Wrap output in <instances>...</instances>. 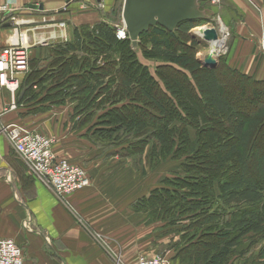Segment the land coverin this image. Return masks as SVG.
Here are the masks:
<instances>
[{
    "label": "trees",
    "instance_id": "16d2710c",
    "mask_svg": "<svg viewBox=\"0 0 264 264\" xmlns=\"http://www.w3.org/2000/svg\"><path fill=\"white\" fill-rule=\"evenodd\" d=\"M113 15L114 9L109 20ZM197 22L181 23L173 32L159 26L150 28L139 37L135 49L128 38L118 41L116 29L105 22L92 30H76L73 43L51 51L57 58L49 67L39 69L28 58V71L21 81V89L26 90L20 103L42 95L40 91L31 92L33 87L42 89L41 84L53 83L45 97L71 100L74 110L84 114L82 120L89 121L90 138L106 144L105 149L122 145L117 152L120 154L128 149L129 142L138 150H145L150 144V151L144 155L145 167L155 169L166 160L179 162L183 175L167 177L161 188L138 199L135 208L160 216L158 219L167 228L181 227L178 242L172 246L178 256L189 259V264H228L233 262L234 251L242 245L243 238L259 234L264 227V151L258 145V133L264 126V104L254 105L247 119L236 111L222 90L224 82L216 72L218 68L201 67L197 60L173 49L169 38L188 35ZM200 29L203 27L192 32ZM145 39L147 45L143 46ZM139 50L147 59H153L152 54H147L153 51L163 60L157 66L158 78L138 60ZM100 58L103 65L97 66ZM173 65L188 70L191 78ZM226 69L233 78L264 88V81ZM164 70L183 77H170L162 73ZM170 91L178 93L179 100L193 109L192 114L179 118L180 104ZM205 121L217 127L220 122L226 123L229 131L220 139L215 135L210 138L217 132ZM174 122H179V126ZM203 122L207 127L201 125ZM231 158L234 162L229 164ZM145 167H141L142 173ZM218 169L221 174H232L219 182L216 193L210 186L221 175L216 173ZM219 220H224L223 229Z\"/></svg>",
    "mask_w": 264,
    "mask_h": 264
},
{
    "label": "crops",
    "instance_id": "0c3cea01",
    "mask_svg": "<svg viewBox=\"0 0 264 264\" xmlns=\"http://www.w3.org/2000/svg\"><path fill=\"white\" fill-rule=\"evenodd\" d=\"M8 1L18 10L16 24H0V49L20 44L24 36L28 58L39 69L57 58L51 52L54 47L74 42V31L92 30L100 22L115 28L122 22L108 18L116 0H0V4ZM215 1L206 12L218 15L232 30L226 66L264 81V51L259 46L264 38V0ZM96 65H103L101 58ZM22 77L14 95L0 88V239H12L22 248L23 264H134L140 256L160 252L170 264H189L169 247L178 239H170L167 227L158 233L147 214L135 208L138 199L161 188L168 172L178 169L142 173V163L117 153L122 146H110L104 153L106 144L90 138L91 125L71 100L45 97L53 83L33 87L31 92L40 91L41 97L20 103ZM12 102L15 108H10ZM9 124L52 137L54 154L82 167L90 186L65 201L58 199L14 152L2 133Z\"/></svg>",
    "mask_w": 264,
    "mask_h": 264
},
{
    "label": "rangeland",
    "instance_id": "374dc122",
    "mask_svg": "<svg viewBox=\"0 0 264 264\" xmlns=\"http://www.w3.org/2000/svg\"><path fill=\"white\" fill-rule=\"evenodd\" d=\"M114 6L112 7V9H114V15L113 17H110L114 23H120L121 21V11H122V5H123V0H116L115 3L113 4ZM205 8L207 7V4L205 5ZM208 15V18L206 20H200L197 22L196 27H208V28H212V29H216L218 31V27H219V23L216 20V17L211 15L209 12H206ZM219 17V16H218ZM220 18V17H219ZM220 21H222L220 19ZM225 28L227 30V36H226V40H225V53L221 54L219 56H210V44L209 42L204 39V37H202L199 34H193L192 30L188 32V35H181V34H177V36L175 38H169V40L171 41L172 47H174L173 49L178 51V54H184L187 56H190L192 59H194L195 61L197 60L201 67L207 68L205 66L202 65V62L208 58V57H212V59L216 60V64L215 66L212 68H218L216 70L219 78L224 82V85L222 86V90L225 92V94L229 97V99H231L232 104L235 106L234 108L236 109V111L241 112L244 115H250L252 113V110L254 107V105L256 104H260L263 103L264 104V88H256V87H252L250 86V83H247L245 81L241 82L239 80H237V78H233L234 76H232L230 73H227L228 70L226 69V58H227V54H229V47H230V41H231V28L228 27L225 24ZM201 30V29H200ZM197 31V30H196ZM216 32V31H215ZM217 34H219V31L216 32ZM147 39H145L143 41V46L147 45ZM228 52V53H227ZM147 54H152L153 59H147L143 56V50H139V52H137V58L138 60L144 64L147 68L148 71L152 74V76L154 78H158L156 75V70H157V66L160 64H163V60L157 58L155 56V53L153 51H147ZM145 55V54H144ZM174 66V65H173ZM175 69L181 71L182 73H185L186 76L188 78H191V73L188 70L179 68L177 66H174ZM209 69V68H207ZM237 72V71H236ZM163 74L170 76V77H174L176 79H181L183 76L177 75L174 72L168 70V71H163ZM25 76V75H24ZM239 78V77H238ZM240 79V78H239ZM172 93V94H171ZM170 95L172 96V98L175 101H179V104L182 106L180 107V105L178 106L180 109L179 112V118H183L189 114H192L193 109L181 101L179 100V96L178 93L175 92V94H173L172 91H170ZM175 96V97H174ZM41 96H36L34 97L33 100L38 99ZM202 111L204 108H200ZM195 110V108H194ZM196 111H194L195 113ZM127 113V112H126ZM249 119V116H247ZM219 120L222 121V119L219 118ZM203 121V120H202ZM206 123H210V126H214V130L217 133L211 134L209 135L210 138H213L214 135L217 136L219 139L222 138V134L223 133H227L229 131V128L225 125L226 123L220 122L218 124V127L214 124H212V122H207ZM205 122L201 123L202 126H205ZM179 122H174L175 125H178ZM179 126V125H178ZM183 127V125L181 126ZM207 127V126H205ZM189 132H193L194 130L192 128H188ZM221 131V133L218 132ZM195 132V131H194ZM223 134V135H225ZM194 134L191 133V139L194 140ZM226 136V135H225ZM255 136V135H254ZM261 138H263V140H260ZM127 145V150H125L124 152H120L123 153L120 156H125V155H130L132 156V160L137 161L139 163H142L144 161V163H142L140 165V167H145V165H147V160L144 158L145 154L147 152L150 151V144L147 148H145V150H138L133 149L132 146L130 145V142L126 144ZM258 145H261V149H263L264 151V126L262 129H260V132L258 133ZM122 146V145H121ZM124 147V146H123ZM112 149V147L108 148V149H103L104 153L107 152L108 150ZM134 152L132 155L129 152ZM232 159V158H231ZM229 164L234 162V160H228ZM177 163L179 162H172L169 160H166L164 163L160 164V166L157 167V173L160 171V168L165 169L168 168L169 170H174V168H176L175 170L177 171H169L168 172V178L172 179L174 175H180L182 176L183 174H181V170L179 169ZM208 164V163H207ZM139 167V166H138ZM144 171L146 172H152L150 168H148L147 166L145 167ZM235 173L238 171V169L236 168V170H234ZM232 171V172H234ZM220 169H218V171L216 173H219ZM231 171H223V173L221 174V172L219 174H221L220 176L217 175V177L219 178H215L214 182L212 183V185L210 186V188L214 189L216 191V193H218V189H219V182H223L224 179H226V177L228 176V174H232L230 173ZM154 173V172H152ZM147 177H151L153 178L151 175L147 176ZM212 181V180H211ZM211 183V182H210ZM160 216L156 215V216H152V215H148L147 214V220L148 222H151L152 226H154L156 229H158V233L160 232V228L163 227L165 224L160 221V219H158ZM183 224H187L185 222H183ZM218 225L220 226V229L224 228V220H219L218 221ZM181 227L178 228H166L169 231V237L171 238H176L178 239V237L180 236V233L177 234L178 231H180ZM163 230V231H167V230ZM164 235H166L164 233ZM263 235V236H262ZM258 236H260L258 238ZM264 227L263 230L258 233H251L249 234V236L243 238V243L240 247L236 248V250L234 251V260L231 258V260H233V262L228 263V264H264ZM256 241V240H260V244L259 243H255L250 241ZM253 244V245H252ZM169 247L172 248V244L169 245ZM168 247V248H169ZM155 255H162L164 257L165 254L163 252H160L159 254H155ZM152 255V256H155ZM167 258V257H166ZM230 260V261H231Z\"/></svg>",
    "mask_w": 264,
    "mask_h": 264
},
{
    "label": "built area",
    "instance_id": "2783aa9c",
    "mask_svg": "<svg viewBox=\"0 0 264 264\" xmlns=\"http://www.w3.org/2000/svg\"><path fill=\"white\" fill-rule=\"evenodd\" d=\"M218 1L211 0L207 7ZM17 8L12 3L0 4V24H16ZM216 20L222 25L220 18ZM60 27H63L60 24ZM115 36L118 40L127 39L123 22L116 26ZM212 29V28H211ZM218 32L216 29H212ZM24 36L21 43L5 46L0 49V88H4L12 95L19 89V77L28 71V52ZM260 49L264 51V38L260 39ZM10 108H15L12 102ZM2 133L13 147L14 152L60 200H66L70 195L90 186L86 171L67 158L58 157L53 152L54 139L38 132L26 129L18 124H9L2 128ZM22 248L12 239H0V264H23ZM134 264H170L162 256H140Z\"/></svg>",
    "mask_w": 264,
    "mask_h": 264
},
{
    "label": "water",
    "instance_id": "95a60500",
    "mask_svg": "<svg viewBox=\"0 0 264 264\" xmlns=\"http://www.w3.org/2000/svg\"><path fill=\"white\" fill-rule=\"evenodd\" d=\"M208 0H123L121 19L132 48L138 45L139 37L150 28L162 27L173 32L181 23L206 20L205 5ZM31 5L30 8H35ZM9 27V24L5 25ZM215 33V31L213 30ZM216 60L206 58L202 65L212 69ZM26 88L18 96L21 99Z\"/></svg>",
    "mask_w": 264,
    "mask_h": 264
},
{
    "label": "bare ground",
    "instance_id": "6f19581e",
    "mask_svg": "<svg viewBox=\"0 0 264 264\" xmlns=\"http://www.w3.org/2000/svg\"><path fill=\"white\" fill-rule=\"evenodd\" d=\"M193 34H199L209 42L210 56L216 57L225 53V40L227 36V30L224 25H220L219 34H217L216 32L214 33L213 30L208 27H204L201 30L193 31Z\"/></svg>",
    "mask_w": 264,
    "mask_h": 264
}]
</instances>
